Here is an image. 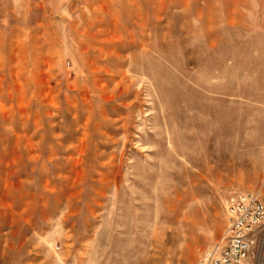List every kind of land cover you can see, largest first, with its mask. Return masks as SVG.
Here are the masks:
<instances>
[{"label":"rangeland","instance_id":"rangeland-1","mask_svg":"<svg viewBox=\"0 0 264 264\" xmlns=\"http://www.w3.org/2000/svg\"><path fill=\"white\" fill-rule=\"evenodd\" d=\"M264 201V0H0V264H200Z\"/></svg>","mask_w":264,"mask_h":264},{"label":"built area","instance_id":"built-area-1","mask_svg":"<svg viewBox=\"0 0 264 264\" xmlns=\"http://www.w3.org/2000/svg\"><path fill=\"white\" fill-rule=\"evenodd\" d=\"M224 231L200 264H264V201L258 191H231L223 198Z\"/></svg>","mask_w":264,"mask_h":264}]
</instances>
